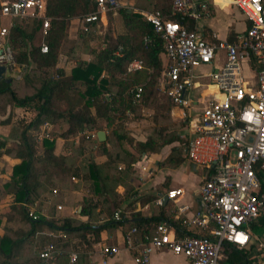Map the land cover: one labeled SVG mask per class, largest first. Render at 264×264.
<instances>
[{"label": "trees", "instance_id": "obj_1", "mask_svg": "<svg viewBox=\"0 0 264 264\" xmlns=\"http://www.w3.org/2000/svg\"><path fill=\"white\" fill-rule=\"evenodd\" d=\"M148 1L152 11H160L164 20L195 29L194 21L173 14L172 0ZM1 9L0 3V13ZM96 11V0H46L50 26L44 38L41 37L43 19L38 18L21 20L20 25L8 31L7 42L21 78L12 77L10 83L0 81V113L5 115L9 107L12 110L23 108L30 111L32 117L30 120L18 118L10 135L0 137V156H15L21 161L14 165L10 181L0 178V264H34L40 250L32 251V248L39 246L45 231L57 233L49 237L47 243H53L60 251L50 264H73L70 261L73 252L78 255L74 264H91L90 254L94 245L102 241V233L112 226L125 224V212L133 208V202L123 208L116 188L123 185L128 189L127 200L138 196L132 179L135 164L142 156L157 154L165 146L178 142L180 146L172 149L165 163L177 167L185 160L186 141L170 132L169 127L174 104L160 88L164 69L163 40L152 24L130 8L119 11L126 33L114 37L109 25L103 38L97 33V22H85L86 17ZM108 17L112 23L111 13ZM73 19L83 21L84 27L76 40L69 41L68 30ZM43 43L48 46L46 54L41 51ZM83 52L89 53V60L83 59ZM61 54L76 60L70 74L58 66ZM136 60L143 62L142 67L129 71V64ZM250 67L254 72L261 69L255 60ZM138 86L143 92L141 98L134 101L131 91ZM148 112L154 126L149 127L145 139H140L131 126H139L140 121L148 118ZM10 122L11 116L2 121ZM47 122L52 124L49 131L43 129ZM103 128L110 130L108 142L99 146L106 160L97 163L87 156L81 162L85 191L97 199L82 197L81 212L74 217H57L53 205L49 206L47 215L37 212L36 219L30 217L29 206L36 203L41 206L43 193L79 188V182L75 183L72 178L79 177L76 161L87 151L90 137L82 136L77 144L72 139L88 130ZM34 132L43 136L40 153ZM57 137L63 138L65 147H69L67 155L56 154ZM10 139L17 142L16 146H8ZM4 194L13 197L7 208H1ZM154 199L150 195L137 200L144 205ZM117 212L121 221L114 220ZM104 216L110 217L108 223L103 221ZM166 219L161 213L132 221L131 225L143 237H150L151 231ZM174 225L184 231L177 221ZM263 229V219L252 225L256 234ZM226 252L230 257L240 256L236 264H245V250L227 244Z\"/></svg>", "mask_w": 264, "mask_h": 264}, {"label": "built area", "instance_id": "obj_2", "mask_svg": "<svg viewBox=\"0 0 264 264\" xmlns=\"http://www.w3.org/2000/svg\"><path fill=\"white\" fill-rule=\"evenodd\" d=\"M134 1L96 0L97 11L85 21L104 23L110 13L130 8L127 6ZM227 5L237 8L248 22L247 30L235 41L206 39L198 23L208 13L207 1L172 0L173 14L194 21V30L164 20L160 11L140 12L164 42L167 65L161 88L174 106L189 109L187 94L198 78L196 68L213 64L220 52L225 53V61L207 75L216 91L209 98L201 96L197 100L203 103L202 112L192 116L183 111L181 116L188 128V159L206 172L199 193L204 208L188 216V206L178 207L179 225L187 233L178 234V228L168 222L160 223L150 237H143L136 227L126 231L124 247L135 253V264H150L152 252L162 249L183 255L187 264H221L227 244L247 249L253 241L264 264V237L252 230L253 224L264 220V177L258 174L264 176V0H229ZM1 16L10 20L43 19L45 35L50 26L46 0L5 2ZM7 34L8 29L3 28L1 36L7 37ZM2 44L0 65L7 67V74L20 78V69L7 40ZM41 51L48 53L45 43ZM252 60L261 66L255 71V81L249 80L245 73V65L250 66ZM142 65L141 60L133 61L128 70H139ZM142 92L141 86L131 91L134 101L141 98ZM48 125L45 123L43 129ZM182 194V189H177L169 191L167 197L176 201ZM163 203V197L156 201L159 206ZM29 216L37 217L35 211H30ZM114 220H122L120 212ZM54 235V232L50 234ZM119 251L117 246H103L101 253L106 259ZM59 253L53 243H47L35 264H50ZM77 259V253L70 254L71 263Z\"/></svg>", "mask_w": 264, "mask_h": 264}, {"label": "crops", "instance_id": "obj_3", "mask_svg": "<svg viewBox=\"0 0 264 264\" xmlns=\"http://www.w3.org/2000/svg\"><path fill=\"white\" fill-rule=\"evenodd\" d=\"M8 0H0L1 6L3 3L7 2ZM199 1H207L209 4L208 8V13L203 15L201 20L199 21V26L203 30V33L206 36V39L212 42L216 41H223V40H228V41H235L237 38L241 35L244 34V32L247 30L248 27V22L243 16V14L238 10L240 14H236L234 11L235 7L228 6L229 0H199ZM213 3H218L213 4ZM131 11V10H130ZM220 13L223 15L226 20L222 21V16L216 15L217 13ZM138 13V12H137ZM140 14V13H139ZM112 16V23L109 22V17L107 18L104 23L102 22H97V33L99 36L105 38L108 32V28L110 25L111 28V35L116 37L117 35L124 34L126 33V28L124 25V21L122 19L121 14L118 12L116 13H111ZM27 19H33V18H25ZM21 20L24 19H17V20H10L6 17L1 16L0 13V49L3 46L2 43L7 40V37L1 36V31L3 28H7L8 31L11 27H14L16 25L21 24ZM86 22V21H85ZM90 23V22H87ZM241 26L239 29L236 28V25L238 24ZM84 27V22L81 21L80 19H73L71 21L69 30H68V40L69 41H74L77 38L78 32L80 31L81 28ZM42 36L45 37L44 31L42 29ZM44 44V43H43ZM83 59L89 60L90 55L88 52H83ZM162 60L164 64V69L167 65V58L166 55H162ZM225 61V53L220 52L218 59L216 62H214L211 65H206V66H200L195 69V74L198 78H196L194 82V87L193 90L187 94V96L190 99V107L189 109L185 107H176L173 106V109L171 110V116H177V122L179 124V127L181 128V132H179L177 135L186 141V145L183 146L184 151H183V157L185 160L179 164L177 167L168 165L165 162L167 161L168 157L172 153V149L174 147H179L180 143L175 142L171 145L165 146L161 152L157 154H148V155H143L142 160L138 162V164H135V174L133 175L134 178L132 179L133 181V186L135 187V192L138 194L135 198H131L127 200V196H129V191L128 189L123 186L119 185L116 188V193L118 195V199L120 201H123V208L128 206L130 203L133 202V208L128 209V211L125 212V220L122 226H112L111 228L105 230L102 233V241L100 243H97L94 245L93 252L90 254L89 260L91 264H103L104 261L106 264H135L134 262V256L135 253L125 249L124 247V235L126 231L129 229L133 228L131 225L132 221L140 220L143 218L149 219L154 216H159L161 213H164L166 215V220L162 222H168L171 224H174V222L179 223V215H181L178 212V207L181 205H186L189 207V210L186 212V215L191 216L197 211H200L204 208V204L201 201L200 198V189L204 184L205 181V176L206 172L204 169H202L201 172L197 173L195 171L194 166H196L194 163H192L187 156V144H188V128L187 124L181 120L182 112H190L192 116H198L203 109V103L202 101H197L201 96L209 98L212 93L216 91V87L214 84L211 82V79L207 76L209 73L212 71L216 70L220 66L223 65ZM59 67L63 68L67 74H70L71 69L76 66V60L75 59H69L66 55L61 54L59 58ZM201 67H205L209 69V72L207 73H199V69ZM163 69V72H164ZM245 73L246 76L248 77L249 80L255 81V72L251 70V67L248 65H245ZM163 74V73H162ZM8 77L12 78L11 74H7ZM15 78V77H14ZM21 78V77H20ZM17 78V79H20ZM207 79V80H206ZM210 79V81H209ZM162 80V78H161ZM200 80L201 82H196ZM160 88H161V81H160ZM161 92L162 88H161ZM164 94V93H163ZM23 111V113L26 115L25 118H28L29 120L32 117V113L30 111H27L23 108H8L7 112L5 115L0 116L3 117L2 120H0V137H8L12 131L13 128V123L19 118L15 117L14 114ZM9 116H11V122L9 124H4L2 123L3 120H6ZM173 117V118H174ZM49 125L47 128L49 130L52 128V124L47 122ZM44 127V126H43ZM103 131L106 134V140L101 141L98 138V132L99 130H88L84 133L79 134L77 137L73 138L72 140L77 144L79 142V139L82 136H86L87 138L90 137H95L97 140V149L99 150V146L102 143H107L109 140L110 136V130L107 128H103ZM95 134V136H93ZM57 148H58V142L59 141H64L63 138L57 137ZM90 141V140H89ZM8 146H16L17 142L15 140H9ZM56 148V154L59 155L61 153H58ZM64 155H67L66 153H62ZM151 155V156H149ZM87 157L86 153L82 155L81 160L84 157ZM9 158L12 161L11 165H8V175L11 177L8 179L4 178V173H5V166L4 163L6 159ZM154 158H156V161H154ZM0 160H3V166L0 167V178H2L5 182H8L12 178L13 174V167L14 165L20 163V159L15 157V156H8V155H2L0 156ZM94 160L97 163H101L106 160V157L103 154H98ZM150 162H154V166L149 165ZM137 166V167H136ZM198 166V165H197ZM122 167V166H121ZM80 168V173L79 177H74L75 183L81 184L83 183V178H82V169L81 166L79 165ZM136 168H139V171H136ZM10 170V171H9ZM177 189H182L183 194L179 196L176 201L171 200L167 197V193L172 190H177ZM68 194V199H70L71 203H77L78 207L76 211H73V208L67 207V206H62V209L58 211L55 209V215L57 217H74L77 215V213L81 212L82 206L80 204L82 197H95L94 195H90L85 191V188L83 185L79 186L77 190L73 191H66ZM154 196L155 199L142 205L140 202H138V198L142 196ZM7 197L9 199V203L12 200V194H4L3 196V201L1 208H7L4 205V199ZM53 196H43V201L44 203H52V198ZM164 199V203L162 206H159L156 204L157 199L162 198ZM167 200L165 201V199ZM135 199V201H134ZM72 205V204H71ZM49 207V206H48ZM29 212L30 211H35L41 215H47L48 210L45 207H40L38 203H36L33 206H29ZM103 221L108 223L110 221V217L104 216ZM184 230V229H183ZM0 231H1V226H0ZM197 232H200L196 230ZM178 234H183L184 232L187 233L186 230L180 231L177 230ZM52 232H49V235ZM151 234L154 235V230L151 231ZM151 236V235H150ZM103 246H117L120 248V251L118 254L109 256L108 258L104 259L102 256V247ZM236 248V247H235ZM238 249V248H236ZM238 250H245L246 251V261L245 264H261V258L259 255V252L256 248L255 241H253L250 244V247L247 249H238ZM240 259L239 255H234L229 256L226 252V249L224 251L223 259L221 260V264H236L238 260ZM188 261L183 255H175L173 252H171L168 249H162V250H157L152 252L150 256V264H187Z\"/></svg>", "mask_w": 264, "mask_h": 264}, {"label": "rangeland", "instance_id": "obj_4", "mask_svg": "<svg viewBox=\"0 0 264 264\" xmlns=\"http://www.w3.org/2000/svg\"><path fill=\"white\" fill-rule=\"evenodd\" d=\"M8 1H11V0H8ZM127 7H130L131 9H134L138 13H140L141 11H149V12L152 11V8H151L150 3H149L148 0H136L135 2H133V4L131 6L128 5ZM234 9H235L234 11L236 12L237 15L240 14L239 12H237L238 10H236V8H234ZM216 15H218L219 17L222 16L221 17L222 18V21H225L226 20V18L223 15H221L219 12ZM240 27L241 26L239 24L236 25V28L237 29H239ZM198 71H199V73H207V72H209V69H207L205 67H201ZM209 81H210V79H209ZM196 82H201V81L198 80ZM150 113L151 112L146 113V116L148 118H145L142 121H140L139 126H133V125L131 126V130L134 133V135L137 136L140 139H145L146 136H147V134L150 132L149 131V127L150 128H153V126H154V124H153V122H152V120L150 118V116H151ZM14 115H15V117H19V118L26 117V115L23 113V111L18 112V113L14 114ZM173 117L174 116H171V121L169 122V127H170V130H171L170 132H172L173 134H176L177 135L182 130L179 127V124L177 122L178 117L177 116H175L174 118ZM2 119H3V117L0 116V120H2ZM46 130L49 131V128H47ZM101 131H103V129H99V132L98 133H100ZM42 137H43L42 134H40L39 132H34V138L37 141V151H38V153H40L42 151V144H41ZM101 140H106V137H102ZM97 144L98 143H97L96 138L95 137H91L90 141L87 144V146H88L87 149H86L87 151H85V153H86V155L88 157L96 158V156L98 154H101V150H98L97 149ZM68 148L69 147H65L63 140L62 141H59L58 142V148H57V150L58 149L59 150L57 152L58 153H61L62 152V153H66L67 154V153L70 152V149H68ZM149 156H151V155H149ZM81 157L82 156H79L78 159H77V161H76V164L78 166L79 165L81 166V162H82V161H80L81 160ZM141 160H142V158H141ZM154 161H156V158H154ZM2 164H3V160H0V167L3 166ZM11 164H12V161L9 158H7L6 161H5V163H4V166H5L4 178L5 179H8V178L11 177L10 175H8V172H7V169H8L7 167H8V165H11ZM149 165L154 166V162H150ZM194 169H195V171H197V173H199V172L202 171V168L200 166H197V165L194 166ZM136 171L138 172L139 171V168H136ZM72 180L75 182L74 177L72 178ZM84 184L85 183L83 182V183H81L79 185L80 186L81 185L84 186ZM67 194L68 193L66 192V190H61V189L60 190L59 189H54L53 191L45 192V193H43V196L44 197L51 196V195L53 196L52 197L53 198L52 199V203L46 204V203L43 202L42 205L39 206V208L40 207H45L47 210H49V207L48 206L53 205V207H56V209L58 211H60L62 209V206H67V207L73 208V211H76V209L78 207V204L77 203H75V204L74 203H71L70 199H68V195ZM8 203H9V199L7 197H5V199H4V205H6L5 207H7ZM59 206H61V209H59ZM44 235L45 236H43L44 238L39 243V246H36L35 249L32 248V251L33 250L34 251L41 250L42 247H44L45 244H47V239L49 237L56 236L57 233L54 236H50L49 235V231H45ZM259 235L262 236V237H264V229L259 233ZM34 262L35 263L38 262V257L35 259Z\"/></svg>", "mask_w": 264, "mask_h": 264}, {"label": "water", "instance_id": "obj_5", "mask_svg": "<svg viewBox=\"0 0 264 264\" xmlns=\"http://www.w3.org/2000/svg\"><path fill=\"white\" fill-rule=\"evenodd\" d=\"M5 80L7 83H10L12 81V78L8 77L7 75V67L5 65H0V81ZM102 137H106V134L104 131H101L98 133V138L101 140ZM105 141V140H101ZM167 198L165 199V201Z\"/></svg>", "mask_w": 264, "mask_h": 264}]
</instances>
